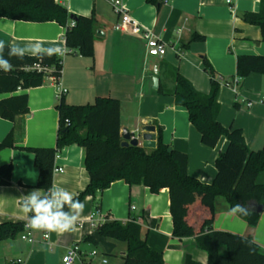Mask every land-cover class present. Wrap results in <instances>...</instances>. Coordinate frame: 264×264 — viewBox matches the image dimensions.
<instances>
[{
    "label": "crops",
    "instance_id": "0c3cea01",
    "mask_svg": "<svg viewBox=\"0 0 264 264\" xmlns=\"http://www.w3.org/2000/svg\"><path fill=\"white\" fill-rule=\"evenodd\" d=\"M56 1L73 14L95 16V56L92 59L74 52L67 54L59 83L49 77L41 86L0 95L6 98L28 93L29 106V112L14 121L0 116V141L13 130L16 142V147L0 150V165L13 164L10 184L0 185V222L27 220L28 205L43 193L36 186L39 171L34 154L23 147H55L59 128L56 104L60 97L74 105L92 103L98 96L118 98L121 129L135 131L150 121L156 125L157 137L161 128L164 143L187 153L191 176L204 183L213 182L216 158L226 150L228 140L221 137L214 148L201 142V134L190 122L187 108L176 103V75L186 77L198 91L209 93L211 78L204 70L203 57L218 74L233 81L239 55H264L260 27L241 17L247 11L257 12L262 0H162L161 5L124 0L133 17L169 45L166 55L151 58L146 53L143 34L115 29L120 17L113 10V0ZM65 31L55 21L0 17V41L26 54H36L48 47H67ZM194 34L204 36V40L192 41ZM154 65H158L157 74L152 72ZM61 87L67 91L60 96ZM262 95L264 74L253 72L237 93L232 84H222L218 96L220 123L241 129L252 150L264 146V105L258 102ZM251 100L256 104L249 107L247 102ZM84 158L85 150L78 144L64 147L56 157V165L63 172L53 174L50 196H56L58 201L48 215L61 217L60 224H68V230H48L49 238H44L47 228H36L34 243L20 237L2 240L0 264H64L62 258L74 244L80 249L76 264H123L128 244L99 235L100 226L107 220L138 222L148 244L162 253L165 264H185L187 255L207 264L208 253L198 247L195 236L173 235L168 188L152 193L143 184L129 185L117 180L96 197L86 196L68 210L57 208L86 188L90 177ZM66 194L69 201L64 200ZM74 204L80 207H73ZM214 209L212 229L250 235L264 253V210L257 225L250 227L224 196L214 198ZM89 235L97 238L96 244L85 240ZM93 251H97L94 256ZM220 252L226 253V247L222 246ZM103 258L108 261L102 263Z\"/></svg>",
    "mask_w": 264,
    "mask_h": 264
},
{
    "label": "trees",
    "instance_id": "16d2710c",
    "mask_svg": "<svg viewBox=\"0 0 264 264\" xmlns=\"http://www.w3.org/2000/svg\"><path fill=\"white\" fill-rule=\"evenodd\" d=\"M161 5L159 0H146ZM257 12L242 14L244 21L260 27L264 41V0ZM0 17L34 22L55 21L66 28L65 41L72 52L94 58V38L97 30L95 16L76 15L56 0H0ZM75 25H69L70 21ZM192 41H203L204 36L194 34ZM63 59L56 50L48 47L36 54H26L0 41V95L26 90L44 84L50 74L32 68L34 65L54 68L53 73L62 75ZM203 66L211 78V91H198L186 77L176 75L174 96L176 103L187 108L189 120L201 134V142L214 148L221 137H226V150L216 158V176L211 183H204L188 173V155L166 144L158 130L157 147L146 149L141 145H122L120 123V100L98 96L87 104H69L60 97L56 108L59 114L55 147H23L34 154L39 175L37 187L42 190L34 202L28 205L32 220L43 215L36 207L43 205L50 213L53 204L50 193L56 157L61 150L78 144L85 150V166L89 175L86 188L72 200L57 206L68 210L75 202L86 196L102 193L113 181L124 180L129 185L143 184L152 193L168 188L170 211L173 220V235L178 238L195 236L199 248L208 253L207 264H264V253L250 235H237L229 231L212 229L215 217L214 198L224 196L232 208H237L240 217L250 227H255L261 214L255 206L264 204V146L250 149L244 133L239 128L225 127L218 119V99L222 84L229 80L218 74L206 57ZM237 76L241 81L253 72L264 74V55L244 54L237 57ZM29 112L28 93L0 98V116L14 121L19 115ZM11 130L0 141V150L16 147ZM13 164L0 165V185L11 182ZM24 230L22 221L0 222V241L19 237ZM99 235L124 241L127 252L123 264H165L161 252L148 244L144 228L135 220L123 222L107 220L99 228ZM97 243L89 235L85 239ZM226 247V253L220 248ZM7 264H22L19 261ZM84 264H97L86 262ZM185 264H203L186 256Z\"/></svg>",
    "mask_w": 264,
    "mask_h": 264
},
{
    "label": "built area",
    "instance_id": "2783aa9c",
    "mask_svg": "<svg viewBox=\"0 0 264 264\" xmlns=\"http://www.w3.org/2000/svg\"><path fill=\"white\" fill-rule=\"evenodd\" d=\"M113 10L115 11L116 14H119V21L115 24V29L118 31L122 32H130V33H135V34H143L145 41H146V53L148 56L151 57H162L166 55L169 45L166 41L162 40L161 38L157 37L154 35L150 29H147L144 27L142 24H140L133 16L132 14L129 13L128 9L124 5V0H113ZM75 25V21H72L71 26ZM182 29H179L178 31L180 32ZM57 54L63 59L67 54L72 53V50L69 49V47H64L60 48L58 47L56 49ZM32 68H36L39 71H44L45 73L50 74L49 77L56 82L59 83L61 76L58 74H54L53 70L54 68H47V67H41L40 65H34ZM158 65H154L152 67V72L154 74L158 73ZM62 73V72H61ZM241 79L240 77L236 76V78L233 81H230L229 84L234 87V90L236 93L238 92L239 89V83ZM67 90L65 88H60L59 94L60 96L63 95ZM260 104L264 105V95L261 96V98L258 101ZM248 106L251 107L254 104H256V101L251 100L247 102ZM57 172H63V168L55 165L54 167V173ZM51 203L54 204L55 202L58 201V198L54 195L50 196ZM31 218H28L27 220L24 221V230L23 232L19 235V237L22 240L28 241L29 243H34L35 241V229L31 227ZM44 238H49V231L48 229L45 230L44 232ZM79 245H71L68 247L66 253L64 254L62 261L64 264H76L77 260H79ZM97 251H93L91 253L92 256L96 255ZM102 263H106L108 260L106 258L102 259Z\"/></svg>",
    "mask_w": 264,
    "mask_h": 264
},
{
    "label": "water",
    "instance_id": "95a60500",
    "mask_svg": "<svg viewBox=\"0 0 264 264\" xmlns=\"http://www.w3.org/2000/svg\"><path fill=\"white\" fill-rule=\"evenodd\" d=\"M162 1V0H159ZM121 135L123 138L122 145H141L144 148L155 149L157 147V129L156 125L148 121L142 127L136 129L135 131H130L127 128H122ZM141 140V142H140ZM264 210V204H259L255 206V211L260 214Z\"/></svg>",
    "mask_w": 264,
    "mask_h": 264
},
{
    "label": "clouds",
    "instance_id": "9594fccd",
    "mask_svg": "<svg viewBox=\"0 0 264 264\" xmlns=\"http://www.w3.org/2000/svg\"><path fill=\"white\" fill-rule=\"evenodd\" d=\"M64 200L65 201H69L70 197L66 194L64 196ZM73 207H80L79 204H74ZM36 210L38 213L41 212V210H43V215H38L37 218L33 219L31 221V227L33 228H47L48 230L52 231V230H56L57 228L59 229V231H66L68 230L69 225L68 224H60V219L61 217L58 216H50L47 215L48 213V208L43 206V205H38L36 207ZM23 211H27V208H24Z\"/></svg>",
    "mask_w": 264,
    "mask_h": 264
},
{
    "label": "rangeland",
    "instance_id": "374dc122",
    "mask_svg": "<svg viewBox=\"0 0 264 264\" xmlns=\"http://www.w3.org/2000/svg\"><path fill=\"white\" fill-rule=\"evenodd\" d=\"M224 254V253H223Z\"/></svg>",
    "mask_w": 264,
    "mask_h": 264
}]
</instances>
